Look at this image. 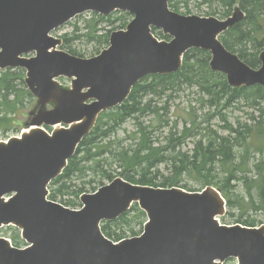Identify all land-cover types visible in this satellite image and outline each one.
<instances>
[{"label":"water","instance_id":"obj_1","mask_svg":"<svg viewBox=\"0 0 264 264\" xmlns=\"http://www.w3.org/2000/svg\"><path fill=\"white\" fill-rule=\"evenodd\" d=\"M168 1L0 0V68L28 70L26 82L42 105L31 124H70L52 135L36 128L0 142V226L18 225L33 244L18 249L0 237V264H222L230 257L238 264H264V226H220L215 218L225 213V202L213 187L189 193L117 178L83 195L86 206L79 211L47 200V185L62 173L98 115L122 103L145 75L178 70L188 49L210 50L211 68L226 73L234 87L264 85V52L261 69L254 70L218 40L243 18L240 8L221 21L170 11ZM116 9L135 18L127 31L112 33L100 55L85 59L56 50L61 40L49 36L54 28L87 10L108 15ZM151 25L174 39L159 42ZM34 50L37 57H20ZM60 75L75 77L72 88L54 80ZM49 102L55 107L46 110ZM7 194H13L8 201ZM133 202L149 217L145 233L115 244L100 222L117 218Z\"/></svg>","mask_w":264,"mask_h":264},{"label":"trees","instance_id":"obj_2","mask_svg":"<svg viewBox=\"0 0 264 264\" xmlns=\"http://www.w3.org/2000/svg\"><path fill=\"white\" fill-rule=\"evenodd\" d=\"M190 1L171 0L170 6L179 11L181 3L188 4ZM203 2L215 6L209 11L210 15L221 18L231 15L235 4L240 3L246 12L245 19L226 31L221 40L246 63L258 67L261 63L259 55L264 50V2ZM129 19L130 14L127 12L116 17L93 13L85 21L84 35L79 33L81 29L78 25L75 26L74 33L64 35L63 49L79 56L86 55V52L73 44L75 40L85 36L90 41H96V48L91 54H97L109 44L110 33L125 27ZM103 23L104 27H101ZM157 34L164 37L161 32ZM210 57L208 51L189 50L179 71L142 79L124 104L104 112L96 127L80 144L63 174L52 181L50 198L73 208L77 207L82 193L95 191L104 181H111L117 175L139 184L181 186L197 190L186 182L181 184L184 176L189 175L202 186L214 185L222 191L229 209L238 211L237 215L229 212L235 222L247 225L264 222V86L230 87L225 75L210 69ZM23 77L22 69L7 70L0 77V114L3 123L10 122L12 116H16L19 109L32 98L24 85ZM186 89H195L200 94L201 105L197 107L189 104L183 113L177 114L169 105V100L175 92ZM165 99V104L157 103ZM235 103L255 108L259 112V117L250 115L249 120L254 124L241 121L234 124L228 120L225 110ZM206 108H209V112L199 115L198 110L204 111ZM171 118H174L173 122ZM131 119H135V131L133 136H128L131 141L125 146V140L114 136ZM215 119L223 121L224 132L212 128L211 122ZM154 121L157 125H154ZM167 128L169 133L165 142L159 134ZM188 139L192 141V148L183 151L181 147ZM115 158L123 168L120 172H115L113 168L116 161H110ZM161 164L168 166L170 175L158 183L149 173L151 174L152 168ZM140 170H144V173L137 177ZM92 171L94 175L97 172L100 174L98 179L89 181L90 188L87 183L76 185V180L88 176ZM233 180H244L243 189L239 193L236 185L231 183ZM251 213H260L263 217L252 218ZM144 221V211L135 204L113 224L103 225V231L107 236L120 240L125 237L126 226L131 228L132 234H138L134 228L137 225L141 228ZM16 243L20 244V241Z\"/></svg>","mask_w":264,"mask_h":264},{"label":"rangeland","instance_id":"obj_3","mask_svg":"<svg viewBox=\"0 0 264 264\" xmlns=\"http://www.w3.org/2000/svg\"><path fill=\"white\" fill-rule=\"evenodd\" d=\"M185 7L186 8L188 7L190 9L191 14H196V15H201V16H206L204 14H206L209 10H211V8H215V6H211L210 3L198 4V2H196L194 0H192L190 3L185 4V5L181 4V11H185ZM88 18H90V14H85L82 17V19H80V20L78 19V17L71 20L66 25L57 29V31L55 32V35L74 33L76 25L80 26L81 31L79 33L81 35H84V33H86L85 20ZM101 27H104V23L101 24ZM73 44L75 47L80 49L82 52H84V53L86 52L87 53L86 57L91 55L92 51H94V48H96V45H97L96 41H90L85 36L82 37L81 39L75 40L73 42ZM59 82L63 86H66V87H69L71 84V80L69 78H66V77L65 78L64 77L59 78ZM165 101H166V99L162 102H157V103L165 104ZM189 104L196 105L197 107H200V105H201L200 94L195 89H186L185 91H182L179 93L175 92L173 94V97L169 100V105L172 107V110L176 111L177 114L183 113L184 109L186 107H188ZM35 107H38L36 99H34L32 102H28V104L25 105V107L23 108V111L21 113H18L19 115L13 116L14 118L12 120H15L16 117L19 118V120H18L19 126H16L15 130H11L8 132H3V129H1L0 130V140L7 139V138L14 136V135H19L22 132V130L27 128L26 124L30 120L28 113L31 112ZM47 107L50 108V105H48ZM20 109H19V111H20ZM198 112H199V115H204V114L209 112V108H206L204 111L198 110ZM225 113L227 114L228 120L234 124H237L238 121L247 122L249 124H254V122L249 120L250 115L254 114L255 117L256 116L259 117V112L255 111V108H251L249 106L239 104V103H235L232 106H230L227 110H225ZM173 119L174 118H171V122H173ZM148 122H149V120H148ZM211 124H212V128L218 130L219 132L225 131L223 129V125H222V124H224L223 121L219 122L218 119H215V120H212ZM154 125H157L156 121H154ZM4 127H6V126H4ZM134 131H135V119H131L122 125V127L119 129L117 135L114 137H118L121 140H125L124 145L128 146L130 144V141H131L130 139H128V136H133ZM158 133H160V132H158ZM168 133H169V129L167 128L166 131L159 134L161 137L164 138L162 140H164L165 142H166L165 137ZM181 148L183 151L190 150V148H192V141L190 139H188L187 143L184 144ZM113 160L116 161V163H114V166H113V168L115 169V172L116 171L117 172L122 171L123 168L120 166V161L117 160V158L112 159L110 161H113ZM171 169H172V167H171ZM137 173H138L137 177H140L144 173V170L143 171L140 170ZM99 174L100 173L97 172V175H94V172L92 171L91 173H89L88 176H85V177L80 178L79 180H76V181H78L76 185L79 186V185H83L84 183H87V187L90 188V186L88 184L89 181L93 180L94 178L98 179ZM169 175H170V169L165 164H161L160 166H156V167L152 168L151 174L149 173V176L151 178H155V181L158 183L163 181L165 179V177H168ZM184 177H185V179L183 182H181V184H184L186 182L192 188H201L202 187V184L199 181L194 180L189 175H186ZM107 182L108 181L106 180L103 183H107ZM243 182H244V180H233V181H231L233 186L236 185V187L239 189L237 191V193L242 191ZM94 185H98V184L94 183ZM67 198H68V196H67ZM234 213L238 214V211H235ZM251 217L256 218V219H262L263 216L260 213H251ZM244 218H246V216H244ZM226 222H227V224H233L232 223L233 220L231 218L226 220ZM130 229L131 228L126 227V235L131 234ZM134 229L137 232L140 231V227L138 225ZM14 233H15V231L10 227L3 228L0 231V234L3 236H10L11 237V236H13ZM230 263L232 264L233 262L230 261V262H227L226 264H230Z\"/></svg>","mask_w":264,"mask_h":264},{"label":"bare ground","instance_id":"obj_4","mask_svg":"<svg viewBox=\"0 0 264 264\" xmlns=\"http://www.w3.org/2000/svg\"><path fill=\"white\" fill-rule=\"evenodd\" d=\"M76 170V169H75ZM81 174V173H80ZM82 178V177H81ZM72 190V189H71Z\"/></svg>","mask_w":264,"mask_h":264}]
</instances>
